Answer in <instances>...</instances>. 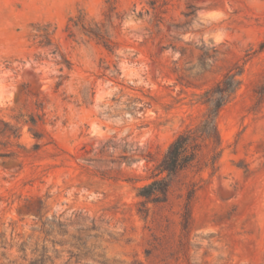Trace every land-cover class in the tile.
<instances>
[{
    "label": "rangeland",
    "instance_id": "obj_1",
    "mask_svg": "<svg viewBox=\"0 0 264 264\" xmlns=\"http://www.w3.org/2000/svg\"><path fill=\"white\" fill-rule=\"evenodd\" d=\"M0 264H264V0H0Z\"/></svg>",
    "mask_w": 264,
    "mask_h": 264
},
{
    "label": "trees",
    "instance_id": "obj_2",
    "mask_svg": "<svg viewBox=\"0 0 264 264\" xmlns=\"http://www.w3.org/2000/svg\"><path fill=\"white\" fill-rule=\"evenodd\" d=\"M239 85L235 74L226 73L211 89L205 91L204 102L207 112L198 126L186 128L180 131L170 142L162 159L155 166L157 174L161 176L141 186L137 195L151 201H157L158 194H164L168 190V179L182 168L190 166L197 157L201 144L205 141L217 138L216 119L220 109L227 103Z\"/></svg>",
    "mask_w": 264,
    "mask_h": 264
}]
</instances>
